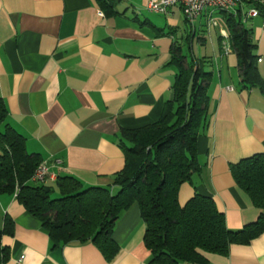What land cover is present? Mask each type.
<instances>
[{"label":"crops","instance_id":"1","mask_svg":"<svg viewBox=\"0 0 264 264\" xmlns=\"http://www.w3.org/2000/svg\"><path fill=\"white\" fill-rule=\"evenodd\" d=\"M121 1L108 16L95 0H0L6 110L0 134L8 125L24 137L26 151L48 163L42 183L57 195L62 176L84 187H111L124 166L120 130L154 123L172 98V49L178 46L187 61L203 60L211 74L207 116L196 139L199 170L180 185L178 203L199 193L213 199L229 229L257 221L262 210L236 184L230 164L264 153V95L242 85L236 53L232 47L225 52L230 33L223 14L214 13L216 24L208 27L205 13L189 23L179 5L148 15L145 0ZM246 26L264 77V18ZM6 220L12 232L1 236L6 256L0 264H152L136 203L114 225L118 250L110 260L90 240L54 245L15 189L0 192V229ZM201 253L209 264H264V231L230 244L225 254Z\"/></svg>","mask_w":264,"mask_h":264},{"label":"trees","instance_id":"2","mask_svg":"<svg viewBox=\"0 0 264 264\" xmlns=\"http://www.w3.org/2000/svg\"><path fill=\"white\" fill-rule=\"evenodd\" d=\"M95 1L106 15L117 13L120 0ZM245 3L264 18L262 0ZM223 16L242 85L256 87L264 95V77L256 66L250 28L239 13ZM171 62L177 73L172 98L160 117L140 128L120 130L124 166L115 173L111 187H84L75 178L62 176L56 178L58 195L52 196V187L30 180L40 157L28 153L24 137L5 125L0 134V192L17 188V199L41 221L54 245L90 240L110 260L118 250L112 238L114 225L134 203L145 225L143 242L152 264H209L201 251L225 254L230 244L247 243L264 231V153L230 164L236 184L262 210L257 221L239 230L229 229L213 199L199 193L183 206L178 203L180 185L199 170L196 139L207 116L211 74L204 72L203 60L187 61L178 46L172 49ZM5 117L0 101V122ZM11 232L12 222L6 220L0 239ZM5 256L0 247V263Z\"/></svg>","mask_w":264,"mask_h":264},{"label":"built area","instance_id":"3","mask_svg":"<svg viewBox=\"0 0 264 264\" xmlns=\"http://www.w3.org/2000/svg\"><path fill=\"white\" fill-rule=\"evenodd\" d=\"M246 0H145V6L149 11L166 14L171 6L179 5L187 22L192 23L194 19L205 13L208 19L207 26L211 27L216 24L214 13L241 15L242 21L246 24L247 21L259 15V10L255 7H246ZM264 2V0H262ZM226 39L227 36H225ZM224 50L229 52L231 44L229 40L224 41ZM49 165L46 161H41L30 180L42 183L48 175ZM17 194V188H15Z\"/></svg>","mask_w":264,"mask_h":264},{"label":"rangeland","instance_id":"4","mask_svg":"<svg viewBox=\"0 0 264 264\" xmlns=\"http://www.w3.org/2000/svg\"><path fill=\"white\" fill-rule=\"evenodd\" d=\"M126 2H128V0H122L121 1V3L122 4H124V3H126ZM148 9L146 8L144 11H142L143 13H145V14H148V15H154L153 13H151L152 11H147ZM156 16H158V15H156ZM160 17V16H159ZM193 44H194V49H195V51L197 50L196 48H197V46H196V38L194 39V42H193ZM52 196H57V194L56 193H53L52 194Z\"/></svg>","mask_w":264,"mask_h":264}]
</instances>
